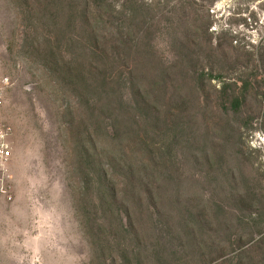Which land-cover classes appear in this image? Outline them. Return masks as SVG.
<instances>
[{
  "label": "rangeland",
  "instance_id": "obj_1",
  "mask_svg": "<svg viewBox=\"0 0 264 264\" xmlns=\"http://www.w3.org/2000/svg\"><path fill=\"white\" fill-rule=\"evenodd\" d=\"M0 74V264H264V0H0Z\"/></svg>",
  "mask_w": 264,
  "mask_h": 264
},
{
  "label": "built area",
  "instance_id": "obj_2",
  "mask_svg": "<svg viewBox=\"0 0 264 264\" xmlns=\"http://www.w3.org/2000/svg\"><path fill=\"white\" fill-rule=\"evenodd\" d=\"M10 80L0 74V191L7 192L6 182L9 177V164L12 158V144L9 140L10 129L4 123L1 116V108L4 103V93Z\"/></svg>",
  "mask_w": 264,
  "mask_h": 264
},
{
  "label": "trees",
  "instance_id": "obj_3",
  "mask_svg": "<svg viewBox=\"0 0 264 264\" xmlns=\"http://www.w3.org/2000/svg\"><path fill=\"white\" fill-rule=\"evenodd\" d=\"M224 74L222 73V72H219L217 75H215L214 77L215 78H218V79H222L224 76H223ZM223 93H226L227 92V84L225 83V82H223ZM240 90L241 91H243V90H245V84L243 85V86H240ZM128 100H125V97H122V99L120 100V102L121 103H126ZM241 103H242V101H241V99H237L236 98V100H235V102L233 103V105H234V108H236V109H238V107L241 105ZM107 181H108V185H106V191L107 192H110L112 189H114V187H113V183H110V179L107 177ZM148 193V189L146 188V190H145V194H147ZM150 196H148V198H149ZM150 199V198H149Z\"/></svg>",
  "mask_w": 264,
  "mask_h": 264
}]
</instances>
